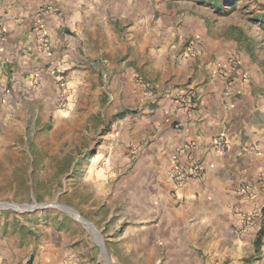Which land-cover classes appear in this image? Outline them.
Wrapping results in <instances>:
<instances>
[{"label":"rangeland","instance_id":"374dc122","mask_svg":"<svg viewBox=\"0 0 264 264\" xmlns=\"http://www.w3.org/2000/svg\"><path fill=\"white\" fill-rule=\"evenodd\" d=\"M111 1L102 0L100 11L107 10L108 16H101L98 25L117 36L103 47L81 49L84 59L76 75L70 69H50L49 59L58 49L45 42L46 65L29 80L23 70L17 84L14 77V117L0 125V248L12 253L9 264H46L42 253L49 233L65 242L64 257L54 264H176L177 256L165 253L187 249L200 262L211 261L207 251H214L212 241L202 236L189 239L184 233L182 239L157 243L164 250L155 252L153 244L150 253L135 239L138 228L158 224L161 217L187 215L179 213L180 204L162 200L152 181L163 175L165 165L155 157L167 121L161 122L160 114L153 117L171 91L189 89L194 106L207 66L216 57L219 65L243 59L251 68L248 58L253 55L264 62V0H142L134 17L123 16L122 9L109 6ZM60 3L43 0L37 22L52 10L62 14ZM85 4L83 0V14L89 10ZM130 24L144 30L133 48L126 30ZM220 39L227 50L223 54L209 47ZM89 53L98 55L93 65ZM130 56L140 63L159 59L161 66L184 59L204 65L200 71L196 65L189 78L177 74L176 83L162 89L160 74L151 72L149 79L137 70L136 77L127 74ZM46 82L52 86L45 88ZM137 199L144 201L142 215L134 208ZM183 225L192 223L179 227ZM121 236L125 248L114 245Z\"/></svg>","mask_w":264,"mask_h":264},{"label":"crops","instance_id":"0c3cea01","mask_svg":"<svg viewBox=\"0 0 264 264\" xmlns=\"http://www.w3.org/2000/svg\"><path fill=\"white\" fill-rule=\"evenodd\" d=\"M18 1L23 5L15 3L16 0H7L5 4L0 2V125H7L14 117V77L17 84V74L23 70L29 80L36 68L46 65L45 42L51 49H58L49 59L52 62L50 69H70L76 75L77 67L84 59L81 49L96 45L103 47L117 36L104 24L101 31L99 29L100 17L108 16L107 10L100 11L99 7L104 6L102 0H85L89 9L85 14L83 0H60L59 6L64 12L58 14L52 10L42 14L39 23L37 13L43 0ZM141 3L142 0H112L109 6L122 9L123 16L134 17L141 12ZM126 30L128 40L132 42L129 46L133 48L134 40L144 30L132 24L126 25ZM117 33L121 35V32ZM223 42L224 39L212 40L209 47L212 52L223 54L227 51L223 50ZM21 49H28V53L20 54ZM143 50L145 47L140 48ZM89 55L88 60H92L90 64L93 65L98 55ZM154 60L147 58L140 63L130 56L125 60L130 65L126 72L136 77L137 70L146 79L151 72L160 74L165 79L163 89L176 83L177 74L189 78L197 65L184 59L161 66L159 59ZM248 60L253 61L251 68L245 66L246 60L243 59L235 61L233 66L226 64L228 60L220 65L217 57L215 61L211 60L194 106L178 98L177 90L171 91L160 102L153 118L157 119L160 114V121H167L160 129L164 133L163 147L155 159L165 166L163 175H155L152 181L157 183L162 200L180 204L179 213L187 212V215L161 217L158 224L138 228L135 239L139 246L149 249V253L153 244L155 252L164 250L157 243L182 239L185 233L189 239L202 236L211 240L214 251H207L211 260L207 263L204 258L201 262L195 258L192 250L166 252L169 257L177 256L176 264H226L228 259L231 261L227 264H250L251 260L255 264H264V86L261 84L264 62L255 55ZM203 65V62L197 65L199 71L203 70ZM220 68L223 70L218 73ZM53 81L55 77H51V83ZM51 83L46 82L44 87H51ZM166 127L169 128L165 130ZM221 135L228 142L224 153L214 146V141ZM152 156L151 153L149 158ZM174 158L184 167L199 161L204 167L203 176L190 179L185 186L176 189L171 178ZM134 208H138V215H142L144 201L137 199ZM180 221V225L187 221L192 226L174 227L175 222ZM120 238L114 245L125 248L126 237ZM46 242L42 253L46 264H54L64 257V239L49 233ZM149 253L144 259H148ZM11 256L10 251L0 248V264H9Z\"/></svg>","mask_w":264,"mask_h":264},{"label":"built area","instance_id":"2783aa9c","mask_svg":"<svg viewBox=\"0 0 264 264\" xmlns=\"http://www.w3.org/2000/svg\"><path fill=\"white\" fill-rule=\"evenodd\" d=\"M179 96L187 101L189 103L188 105L192 106L191 103L194 99L193 92L188 91L183 94L179 92ZM227 143L226 137L221 135L214 141V146L219 152L224 153L227 150ZM174 161L175 166L172 171L171 178L176 189H180L185 186L190 179H200L204 174V167L199 161H193L189 167H184L178 164L177 158H174Z\"/></svg>","mask_w":264,"mask_h":264},{"label":"bare ground","instance_id":"6f19581e","mask_svg":"<svg viewBox=\"0 0 264 264\" xmlns=\"http://www.w3.org/2000/svg\"><path fill=\"white\" fill-rule=\"evenodd\" d=\"M71 212V211H70ZM76 215H78V214H76ZM80 217V216H79ZM81 218V217H80ZM83 223H85V224H87L88 225V223L86 222V221H84L83 219H80ZM99 239H100V236H99ZM103 256H104V258L106 259V260H108V257H107V255H106V252L104 251L103 252Z\"/></svg>","mask_w":264,"mask_h":264},{"label":"water","instance_id":"95a60500","mask_svg":"<svg viewBox=\"0 0 264 264\" xmlns=\"http://www.w3.org/2000/svg\"><path fill=\"white\" fill-rule=\"evenodd\" d=\"M71 211V212H70ZM69 213L71 214V215H73V213H76V214H78L77 212H75V211H72V210H69ZM78 216H80L79 214H78ZM81 217V216H80ZM82 218V217H81ZM83 220H85L84 218H82ZM86 221V220H85ZM87 222V221H86ZM88 223V222H87ZM92 228H94V226L91 224V223H88ZM95 229V228H94Z\"/></svg>","mask_w":264,"mask_h":264}]
</instances>
